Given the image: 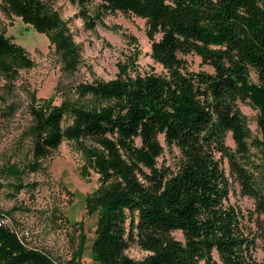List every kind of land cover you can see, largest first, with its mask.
I'll list each match as a JSON object with an SVG mask.
<instances>
[{
  "label": "trees",
  "instance_id": "1",
  "mask_svg": "<svg viewBox=\"0 0 264 264\" xmlns=\"http://www.w3.org/2000/svg\"><path fill=\"white\" fill-rule=\"evenodd\" d=\"M71 1L89 27L110 12L144 18L151 55L163 70L138 71L136 48L119 63L116 78L80 83L75 95L53 107L31 104L29 141L4 169L18 181L13 184L24 188L25 177L69 139L99 175L86 199L88 212L98 216L96 263L263 264L254 249L264 239V0ZM1 4L48 33L66 70L77 69L80 47L51 0ZM189 54L212 70L191 69L183 58ZM34 64L23 45L0 32V76L9 91ZM241 103L258 110L261 136H254ZM229 133L235 149L226 142ZM161 136L170 150L180 151L175 166L159 165ZM223 158L241 193L253 199L247 214L228 202L232 182ZM2 218L10 219L0 211ZM133 244L148 252L145 257L127 253ZM0 264L81 262L29 245L9 222L0 225Z\"/></svg>",
  "mask_w": 264,
  "mask_h": 264
},
{
  "label": "rangeland",
  "instance_id": "2",
  "mask_svg": "<svg viewBox=\"0 0 264 264\" xmlns=\"http://www.w3.org/2000/svg\"><path fill=\"white\" fill-rule=\"evenodd\" d=\"M80 47L81 58L77 69L68 72L62 54L46 32H40L20 16L4 11L0 0V32H6L23 45L34 60V66L21 71L16 86L9 91L6 80L0 76V211L8 213L11 226L31 246L50 251L58 260L76 257L81 264H98L92 258V245L97 227V213H89L86 199L99 186V175L88 168L82 150L74 141L65 139L46 159L42 168L24 179L21 190L18 182L4 169L22 155L28 138L25 131L31 123V104L53 107L66 97L75 95L80 83L111 80L119 74V63L137 48L138 71L161 72L163 67L152 55V41L147 35L146 20L132 13L110 12L89 27L80 15L79 6L71 0H51ZM194 70H212L200 56H183ZM253 80L258 75L252 72ZM254 136H261L257 125L258 110L249 103H241ZM164 153L159 165L175 166L179 149L170 150L163 136ZM236 148L232 134L226 140ZM255 156L259 153L252 148ZM255 157V158H257ZM223 167L231 178L228 202L247 214L254 207L253 199L243 195L223 158ZM172 234L184 240L175 230ZM127 253L142 259L148 253L133 244ZM254 257L264 264V239L257 240ZM201 264H205L202 262Z\"/></svg>",
  "mask_w": 264,
  "mask_h": 264
},
{
  "label": "built area",
  "instance_id": "3",
  "mask_svg": "<svg viewBox=\"0 0 264 264\" xmlns=\"http://www.w3.org/2000/svg\"><path fill=\"white\" fill-rule=\"evenodd\" d=\"M9 222H11L9 218L0 219V225L3 224V223H9Z\"/></svg>",
  "mask_w": 264,
  "mask_h": 264
}]
</instances>
